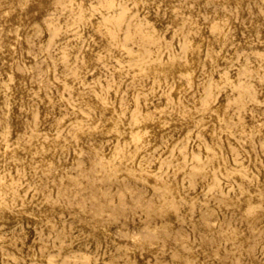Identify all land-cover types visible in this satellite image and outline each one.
I'll return each instance as SVG.
<instances>
[{
	"label": "rangeland",
	"instance_id": "rangeland-1",
	"mask_svg": "<svg viewBox=\"0 0 264 264\" xmlns=\"http://www.w3.org/2000/svg\"><path fill=\"white\" fill-rule=\"evenodd\" d=\"M0 264H264V0H0Z\"/></svg>",
	"mask_w": 264,
	"mask_h": 264
},
{
	"label": "bare ground",
	"instance_id": "bare-ground-1",
	"mask_svg": "<svg viewBox=\"0 0 264 264\" xmlns=\"http://www.w3.org/2000/svg\"><path fill=\"white\" fill-rule=\"evenodd\" d=\"M196 50V49H195ZM197 51V50H196Z\"/></svg>",
	"mask_w": 264,
	"mask_h": 264
}]
</instances>
